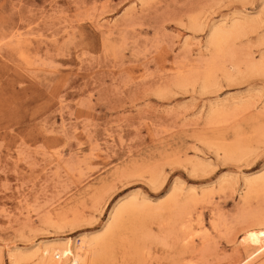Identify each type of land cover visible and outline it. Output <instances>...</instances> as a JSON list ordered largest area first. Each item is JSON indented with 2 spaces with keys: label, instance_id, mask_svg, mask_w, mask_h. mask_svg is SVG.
<instances>
[{
  "label": "rangeland",
  "instance_id": "obj_1",
  "mask_svg": "<svg viewBox=\"0 0 264 264\" xmlns=\"http://www.w3.org/2000/svg\"><path fill=\"white\" fill-rule=\"evenodd\" d=\"M263 59L264 0H0V264H264Z\"/></svg>",
  "mask_w": 264,
  "mask_h": 264
},
{
  "label": "bare ground",
  "instance_id": "obj_2",
  "mask_svg": "<svg viewBox=\"0 0 264 264\" xmlns=\"http://www.w3.org/2000/svg\"><path fill=\"white\" fill-rule=\"evenodd\" d=\"M253 22H254L253 20H250L240 25L239 23H235L229 28L222 27L214 31L210 43L216 47L219 55L207 66L205 77L207 78L208 83H211L215 79L216 70L223 67L224 57L229 53V45L231 44L233 39H235L240 34L242 27H245L247 25H252ZM253 66L257 69H264V59L261 61V63L254 64ZM213 114L215 116L218 115V111L216 110L215 112H213ZM245 185L248 187V193L246 195V198H248L258 193L260 189L264 188V175H259L251 180H246ZM135 206L136 203L133 202L122 205L119 209H117L114 217L118 218L123 213L130 211ZM262 216L259 218L257 217V220H255L254 223L249 224L244 230L243 239L241 241L247 247L249 246L253 247V250L249 253L247 257L248 259L257 258L259 256L264 255V217ZM188 236H190V234ZM89 243L92 244L91 247H87L88 245L87 244L83 246V250H81V248L80 249L78 248V250L75 251V255H74L75 259L81 260L85 263L89 262L90 258H92L90 251L93 248H95V244L93 240H90ZM41 249L43 250L42 264H49V263L53 264L55 259L58 258L57 255L60 253V250L56 246L47 245L45 247L43 246ZM40 250L38 248V250H36V253H39Z\"/></svg>",
  "mask_w": 264,
  "mask_h": 264
}]
</instances>
